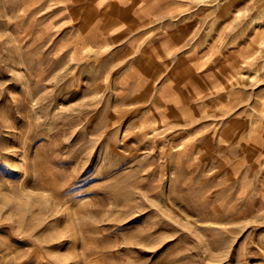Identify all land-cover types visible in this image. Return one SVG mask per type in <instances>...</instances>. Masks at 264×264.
Returning a JSON list of instances; mask_svg holds the SVG:
<instances>
[{
    "label": "rangeland",
    "instance_id": "374dc122",
    "mask_svg": "<svg viewBox=\"0 0 264 264\" xmlns=\"http://www.w3.org/2000/svg\"><path fill=\"white\" fill-rule=\"evenodd\" d=\"M99 3L0 0V264H264V0Z\"/></svg>",
    "mask_w": 264,
    "mask_h": 264
},
{
    "label": "crops",
    "instance_id": "0c3cea01",
    "mask_svg": "<svg viewBox=\"0 0 264 264\" xmlns=\"http://www.w3.org/2000/svg\"><path fill=\"white\" fill-rule=\"evenodd\" d=\"M99 2H100L99 4H103L104 0H99ZM113 34L116 35L115 32Z\"/></svg>",
    "mask_w": 264,
    "mask_h": 264
},
{
    "label": "bare ground",
    "instance_id": "6f19581e",
    "mask_svg": "<svg viewBox=\"0 0 264 264\" xmlns=\"http://www.w3.org/2000/svg\"><path fill=\"white\" fill-rule=\"evenodd\" d=\"M229 110H230V109H229ZM227 121H228V120H227ZM232 121H233V120H232ZM228 123H229V122H228ZM228 131H229V132H231L232 130H231V129H229ZM229 132H228V133H229ZM223 136H224V135H223ZM224 137H225V136H224ZM225 140H226V139H225Z\"/></svg>",
    "mask_w": 264,
    "mask_h": 264
}]
</instances>
